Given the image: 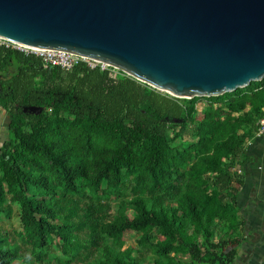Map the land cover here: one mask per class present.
Segmentation results:
<instances>
[{"label": "trees", "instance_id": "16d2710c", "mask_svg": "<svg viewBox=\"0 0 264 264\" xmlns=\"http://www.w3.org/2000/svg\"><path fill=\"white\" fill-rule=\"evenodd\" d=\"M0 87L10 118L0 264H232L244 225L236 185L264 117V79L178 99L121 72H65L0 46Z\"/></svg>", "mask_w": 264, "mask_h": 264}, {"label": "water", "instance_id": "95a60500", "mask_svg": "<svg viewBox=\"0 0 264 264\" xmlns=\"http://www.w3.org/2000/svg\"><path fill=\"white\" fill-rule=\"evenodd\" d=\"M0 39L99 61L178 99L264 79V0H0Z\"/></svg>", "mask_w": 264, "mask_h": 264}, {"label": "crops", "instance_id": "0c3cea01", "mask_svg": "<svg viewBox=\"0 0 264 264\" xmlns=\"http://www.w3.org/2000/svg\"><path fill=\"white\" fill-rule=\"evenodd\" d=\"M245 156L242 184L236 185L237 206L244 225L234 234L235 243L227 250L235 253L232 264H264V135L246 145ZM149 260L154 259L149 256Z\"/></svg>", "mask_w": 264, "mask_h": 264}, {"label": "built area", "instance_id": "2783aa9c", "mask_svg": "<svg viewBox=\"0 0 264 264\" xmlns=\"http://www.w3.org/2000/svg\"><path fill=\"white\" fill-rule=\"evenodd\" d=\"M0 46L6 49H11V50L20 52L26 56H33L39 59L43 66L58 67L65 72L70 71L76 66H79L81 64L85 65L90 70L99 68L102 71H107L109 72L110 76H112L113 78H115L117 74L121 72L99 61L92 60L84 56H78V55L68 53V52L51 50V49H41V48L20 45V44H12L3 39H0ZM122 74L127 76L124 73ZM261 135H264V117L258 123V131H257L256 136H261Z\"/></svg>", "mask_w": 264, "mask_h": 264}, {"label": "rangeland", "instance_id": "374dc122", "mask_svg": "<svg viewBox=\"0 0 264 264\" xmlns=\"http://www.w3.org/2000/svg\"><path fill=\"white\" fill-rule=\"evenodd\" d=\"M206 106H207L206 101L198 102L196 113H195L198 118L201 116V113L205 110ZM7 117L8 116H7L6 112L0 111V146H1L2 142L6 139V135H7V131H6V125L8 123V121L6 120ZM3 228H4V230L11 231V235H12V231L17 228V223L15 221V218L13 217L9 221L4 222ZM124 241H125V245H127V246H135L136 245L135 244V237L130 236L129 234L126 235V237L124 238ZM17 242L19 243V241H17ZM23 249H24V251L22 252V254L25 257L30 256L29 249H26V248H23ZM149 264H151V261Z\"/></svg>", "mask_w": 264, "mask_h": 264}]
</instances>
